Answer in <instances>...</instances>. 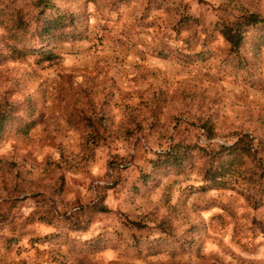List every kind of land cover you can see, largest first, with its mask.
<instances>
[{"label": "rangeland", "instance_id": "374dc122", "mask_svg": "<svg viewBox=\"0 0 264 264\" xmlns=\"http://www.w3.org/2000/svg\"><path fill=\"white\" fill-rule=\"evenodd\" d=\"M230 1L264 16L257 0ZM54 3L88 22L85 40L54 48L56 61L20 51L0 26V103L32 100L38 121L0 140V264H264V206L198 191L196 170L142 181L172 136H191L186 117L211 115L220 141L249 132L264 145V26L234 60L218 32L224 0ZM111 160L128 167L108 191L110 212L84 231L57 222L107 186ZM143 215L170 233L131 229Z\"/></svg>", "mask_w": 264, "mask_h": 264}, {"label": "trees", "instance_id": "16d2710c", "mask_svg": "<svg viewBox=\"0 0 264 264\" xmlns=\"http://www.w3.org/2000/svg\"><path fill=\"white\" fill-rule=\"evenodd\" d=\"M122 1V0H120ZM124 1V0H123ZM223 16L218 24V32L229 44V53L234 60L240 55L248 33L264 26V16L232 6L230 0H224ZM194 18L189 17L187 24ZM87 24L84 17L75 12H66L57 7L54 0H0V26L6 31V39L27 55H42L44 60L53 62L58 59L54 48L59 44L75 43L87 38ZM166 55L162 57L166 58ZM6 55L0 54V62ZM203 52L182 56L186 63L203 58ZM23 108L15 103H0V140L9 132L28 134L38 121L35 118V106L32 100L24 102ZM24 112L25 116L20 113ZM189 129V134L178 138L172 136L164 150L155 154L151 160L152 170L143 174V185L155 176L166 175L173 171L177 174L186 170H196L201 178L200 192L211 190L232 191L242 198L253 210L264 206V145L249 132H236L220 141L216 123L211 115L181 120ZM94 128L93 125H89ZM192 129V130H191ZM92 136H95L96 130ZM128 165L111 160L106 176L108 184L98 190L96 198L88 204H75L64 213H54L55 220L72 231H84L95 216L107 214L110 209L106 203L109 190H115L124 181L120 169ZM139 189L138 187L136 190ZM51 223V222H50ZM130 228L144 230L149 224L156 225L161 233H170L166 221H158L143 215L141 221L129 222ZM100 239V238H99ZM165 240L164 238H159ZM100 241V240H98ZM101 242V241H100ZM90 243L93 248L97 243ZM83 245L87 242L82 243ZM142 243L133 244L139 247ZM154 248V251H156ZM155 254H160L157 250Z\"/></svg>", "mask_w": 264, "mask_h": 264}, {"label": "clouds", "instance_id": "9594fccd", "mask_svg": "<svg viewBox=\"0 0 264 264\" xmlns=\"http://www.w3.org/2000/svg\"><path fill=\"white\" fill-rule=\"evenodd\" d=\"M257 8L264 10V0H257Z\"/></svg>", "mask_w": 264, "mask_h": 264}]
</instances>
